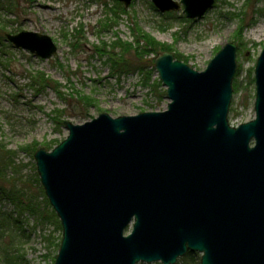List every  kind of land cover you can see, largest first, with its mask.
<instances>
[{"label":"water","instance_id":"obj_1","mask_svg":"<svg viewBox=\"0 0 264 264\" xmlns=\"http://www.w3.org/2000/svg\"><path fill=\"white\" fill-rule=\"evenodd\" d=\"M150 1L162 14L182 7L190 20L214 5ZM7 39L42 59L57 52L46 35ZM236 50L226 44L202 72L162 53L153 69L166 110L64 122L67 137L34 153L62 229L54 264H176L188 252L199 264H264V49L254 119L231 127Z\"/></svg>","mask_w":264,"mask_h":264},{"label":"rangeland","instance_id":"obj_2","mask_svg":"<svg viewBox=\"0 0 264 264\" xmlns=\"http://www.w3.org/2000/svg\"><path fill=\"white\" fill-rule=\"evenodd\" d=\"M116 3L0 0V168L12 197L0 195V214L9 221L0 226V262L8 257L11 264L54 263L62 231L54 218L42 223L25 209L33 206L45 217L53 211L36 183L34 153L51 150L67 137L64 122L82 125L101 114L118 118L166 109V89L161 84L152 88L158 81L153 68L146 85L138 72L111 78L107 56L96 51L103 44L109 53L115 42H133L132 27L172 48L198 72L234 43L237 70L228 122L236 127L254 118L251 81L264 49V0H214L213 8L196 20L186 19L181 10L161 14L149 0H134L129 8L122 6L125 13L119 9L114 15ZM20 32L48 36L57 52L42 59L16 48L6 36ZM86 98L93 102L87 109L76 102Z\"/></svg>","mask_w":264,"mask_h":264},{"label":"trees","instance_id":"obj_3","mask_svg":"<svg viewBox=\"0 0 264 264\" xmlns=\"http://www.w3.org/2000/svg\"><path fill=\"white\" fill-rule=\"evenodd\" d=\"M250 2V0H247ZM117 7L112 9L113 14L116 15L117 11L120 9L122 12L125 13V9L122 7L121 4L116 3ZM131 32L133 34V42L127 43V42H115L110 46L111 52L107 53L105 48L106 45L103 44L101 48H96V51L99 53L100 57L107 56L106 59V65H109L110 70H111V78H119L120 76L130 74L132 72H138L142 74V78H144V84L146 85L149 82L150 79V72H152V66L155 58L160 55L163 52H172V48L161 44L157 41H155L152 37L149 35L142 33L139 29H134L132 27ZM138 34V36H137ZM120 49V53H116V51ZM150 56H154V59H149L147 61L146 59ZM175 58L180 60V61H187L184 60L182 56L174 54ZM186 63V62H185ZM151 68V70H149ZM149 70V71H148ZM44 78V77H43ZM42 79V78H41ZM44 81V79H43ZM254 83V80L251 81V84ZM52 82L50 83V85ZM152 88L156 89L159 87L160 82L157 81L156 83L152 84ZM77 104H81L82 108H86L87 106H91L93 104L92 100L90 99H81L80 101H76ZM86 105V107H85ZM61 125V123H59ZM1 151V150H0ZM4 159V154L3 152H0V167L1 165H4V162L1 164V160ZM5 179H4V174L2 169L0 168V195L3 198L10 197L9 193L5 190ZM36 183H39L38 179H36ZM12 196V195H11ZM14 196V195H13ZM15 197V196H14ZM12 198V197H10ZM16 198V197H15ZM13 201V200H12ZM47 205L48 202L47 200L45 201ZM18 205L17 207H19ZM26 212L31 214L32 216L36 215L40 218L41 222L44 223L46 221H49V219H55L57 223V227L59 230H61L60 224L56 219V215L52 211L50 213V217H45L43 214H40L39 211L34 209L33 206L27 207ZM2 216V214H0ZM8 218L7 216L5 217L4 215L1 217L0 221V226L9 224L8 223ZM61 240V239H60ZM60 246V242L58 243V248ZM55 259V258H54ZM10 258L2 259L0 264H11ZM199 264V258L198 255L188 253L184 258L180 259L178 264Z\"/></svg>","mask_w":264,"mask_h":264},{"label":"bare ground","instance_id":"obj_4","mask_svg":"<svg viewBox=\"0 0 264 264\" xmlns=\"http://www.w3.org/2000/svg\"><path fill=\"white\" fill-rule=\"evenodd\" d=\"M44 10H50V6H48V5H45V6H41ZM227 120H228V116H227ZM229 123V122H228ZM230 125V124H229ZM241 125V124H240ZM231 126V125H230ZM239 126V125H238ZM238 126H236V127H238ZM231 127H233V126H231ZM61 231H62V229H61ZM188 253H191V252H188ZM187 253V254H188ZM186 254V255H187ZM192 254H194V253H192ZM185 255V256H186ZM198 257L200 258V255L198 254ZM179 263V261L176 263V264H178ZM199 263H200V259H199Z\"/></svg>","mask_w":264,"mask_h":264},{"label":"flooded vegetation","instance_id":"obj_5","mask_svg":"<svg viewBox=\"0 0 264 264\" xmlns=\"http://www.w3.org/2000/svg\"><path fill=\"white\" fill-rule=\"evenodd\" d=\"M26 1V0H25Z\"/></svg>","mask_w":264,"mask_h":264}]
</instances>
